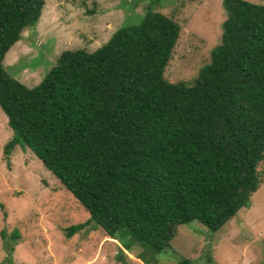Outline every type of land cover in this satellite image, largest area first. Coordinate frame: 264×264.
I'll return each instance as SVG.
<instances>
[{"label": "trees", "instance_id": "obj_1", "mask_svg": "<svg viewBox=\"0 0 264 264\" xmlns=\"http://www.w3.org/2000/svg\"><path fill=\"white\" fill-rule=\"evenodd\" d=\"M43 3L0 0L3 154L27 148L87 212L66 237L90 223L154 255L177 225L215 231L249 205L264 160V5L221 1L220 41L190 82L164 78L179 27L148 6L95 50L62 51L26 87L2 60ZM17 239L11 230L9 255Z\"/></svg>", "mask_w": 264, "mask_h": 264}, {"label": "rangeland", "instance_id": "obj_2", "mask_svg": "<svg viewBox=\"0 0 264 264\" xmlns=\"http://www.w3.org/2000/svg\"><path fill=\"white\" fill-rule=\"evenodd\" d=\"M222 0H43L36 24L21 31L5 53L7 74L25 85H36L64 50L91 52L118 28L136 24L146 7L171 18L178 37L163 75L168 82H190L209 61L220 41L225 18ZM264 5V0H245ZM0 109V264H264V160L257 167L258 189L249 205L210 231L196 221L175 227L167 246L151 255L137 244L124 246L129 236L109 237L90 223L66 237L67 227L85 223L87 212L27 148L15 146L8 156L3 146L11 137ZM18 239L7 252L8 235Z\"/></svg>", "mask_w": 264, "mask_h": 264}]
</instances>
